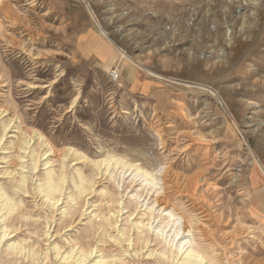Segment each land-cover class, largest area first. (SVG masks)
I'll return each mask as SVG.
<instances>
[{
	"label": "rangeland",
	"instance_id": "374dc122",
	"mask_svg": "<svg viewBox=\"0 0 264 264\" xmlns=\"http://www.w3.org/2000/svg\"><path fill=\"white\" fill-rule=\"evenodd\" d=\"M0 110V264H264V0H0Z\"/></svg>",
	"mask_w": 264,
	"mask_h": 264
},
{
	"label": "crops",
	"instance_id": "0c3cea01",
	"mask_svg": "<svg viewBox=\"0 0 264 264\" xmlns=\"http://www.w3.org/2000/svg\"><path fill=\"white\" fill-rule=\"evenodd\" d=\"M251 186L254 191V194L260 201L264 198V181L262 174L260 172H257V175H253L251 178Z\"/></svg>",
	"mask_w": 264,
	"mask_h": 264
},
{
	"label": "bare ground",
	"instance_id": "6f19581e",
	"mask_svg": "<svg viewBox=\"0 0 264 264\" xmlns=\"http://www.w3.org/2000/svg\"><path fill=\"white\" fill-rule=\"evenodd\" d=\"M0 111H1V110H0ZM106 160H107V159H106ZM118 161H119V160H118ZM163 175H164V174H163ZM60 179H61V178H60ZM63 184H64V183H63ZM57 186H58V185H57ZM57 188H58V187H57ZM62 188H63V187H62ZM76 188H77V187H76ZM77 189H78V188H77ZM81 190H82V189H81ZM105 191H106V190H105ZM52 193H54V192L52 191ZM158 193H159V192H158ZM161 194H162V193H161ZM158 196H159V195H158ZM161 196H162V195H161ZM48 198H49V197H48ZM53 199H54V198H53ZM53 201H54V200H53ZM8 205H9V203H8ZM10 206H11V205H10ZM73 209H74V208H73ZM180 216H181V215H180ZM196 220H197V219H196ZM199 221H200V220H199ZM182 225H183V224H182ZM182 225H181V226H182ZM180 228H181V227H180ZM248 228H249V227H248ZM253 228H254V227H253ZM253 228H252V229H253ZM191 230H192V229H191ZM200 231H201V230H200ZM177 235H178V234H177ZM191 235H192V233H191ZM254 237H255V236H254ZM204 243H205V241H204ZM11 248H12V247H11ZM18 250H19V249H18ZM23 250H24V249H23ZM191 250H192V249H191ZM85 251H86V250H85ZM22 252H23V251H22ZM190 252H191V251H190ZM190 252H189V253H190ZM194 252H195V251H193V253H194ZM204 252H205V251H204ZM86 253H87V252H86ZM187 253H188V252H187ZM189 253H188V254H189ZM193 253H192V256L194 255ZM205 253H206V252H205ZM21 254H22V253H21ZM188 254H187V255H188ZM190 254H191V253H190ZM195 254H196V252H195ZM187 255H186V257H190V256H187ZM196 255H197V254H196ZM199 255H201V254H198V255L196 256V258H200V259L193 260V262H192L193 264H201V261L203 262V260H204V259H203V256L201 255V256H202V258H201ZM205 256H206V255H205ZM82 257H83V256H82ZM67 258H68V257H67ZM191 258H192V257H191ZM186 259H187V258H186ZM189 259H190V258H188V260H189ZM202 259H203V260H202ZM207 259H208V258H207ZM183 260H184V259H183ZM112 261H113V260H112ZM81 262H82V263L84 262V258L81 260ZM98 262H99V261H98ZM190 262H191V261H190ZM101 264H106V262H105V263H102V262H101ZM109 264H110V263H109Z\"/></svg>",
	"mask_w": 264,
	"mask_h": 264
},
{
	"label": "built area",
	"instance_id": "2783aa9c",
	"mask_svg": "<svg viewBox=\"0 0 264 264\" xmlns=\"http://www.w3.org/2000/svg\"><path fill=\"white\" fill-rule=\"evenodd\" d=\"M109 77L111 80L117 81L120 77V74L117 70H111L109 72Z\"/></svg>",
	"mask_w": 264,
	"mask_h": 264
}]
</instances>
